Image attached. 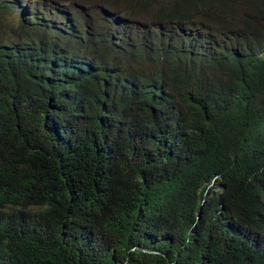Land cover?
Returning <instances> with one entry per match:
<instances>
[{
  "label": "trees",
  "instance_id": "16d2710c",
  "mask_svg": "<svg viewBox=\"0 0 264 264\" xmlns=\"http://www.w3.org/2000/svg\"><path fill=\"white\" fill-rule=\"evenodd\" d=\"M0 264H264V0H0Z\"/></svg>",
  "mask_w": 264,
  "mask_h": 264
},
{
  "label": "rangeland",
  "instance_id": "374dc122",
  "mask_svg": "<svg viewBox=\"0 0 264 264\" xmlns=\"http://www.w3.org/2000/svg\"><path fill=\"white\" fill-rule=\"evenodd\" d=\"M32 4V3H31ZM52 77V76H51Z\"/></svg>",
  "mask_w": 264,
  "mask_h": 264
}]
</instances>
